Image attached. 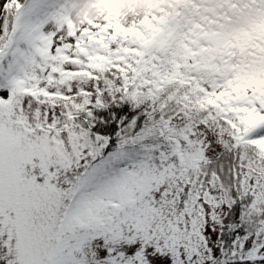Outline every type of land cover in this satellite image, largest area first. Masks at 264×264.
<instances>
[{"label":"snow or ice","instance_id":"1","mask_svg":"<svg viewBox=\"0 0 264 264\" xmlns=\"http://www.w3.org/2000/svg\"><path fill=\"white\" fill-rule=\"evenodd\" d=\"M0 264H264V0H0Z\"/></svg>","mask_w":264,"mask_h":264}]
</instances>
